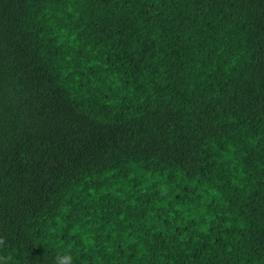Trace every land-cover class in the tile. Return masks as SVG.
<instances>
[{
  "label": "trees",
  "instance_id": "trees-1",
  "mask_svg": "<svg viewBox=\"0 0 264 264\" xmlns=\"http://www.w3.org/2000/svg\"><path fill=\"white\" fill-rule=\"evenodd\" d=\"M0 237L264 264V0H0Z\"/></svg>",
  "mask_w": 264,
  "mask_h": 264
},
{
  "label": "clouds",
  "instance_id": "clouds-1",
  "mask_svg": "<svg viewBox=\"0 0 264 264\" xmlns=\"http://www.w3.org/2000/svg\"><path fill=\"white\" fill-rule=\"evenodd\" d=\"M4 238L0 237V245L4 244ZM8 259L9 257H0V261L3 262V264H8ZM71 262V255L70 253H62L58 254L56 257V262L55 264H70Z\"/></svg>",
  "mask_w": 264,
  "mask_h": 264
}]
</instances>
